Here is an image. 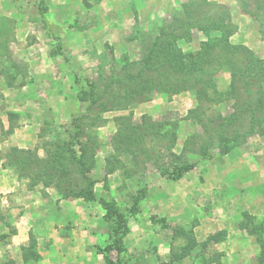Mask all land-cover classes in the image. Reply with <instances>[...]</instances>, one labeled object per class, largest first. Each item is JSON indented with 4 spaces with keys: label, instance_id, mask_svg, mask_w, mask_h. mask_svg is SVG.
Segmentation results:
<instances>
[{
    "label": "rangeland",
    "instance_id": "1",
    "mask_svg": "<svg viewBox=\"0 0 264 264\" xmlns=\"http://www.w3.org/2000/svg\"><path fill=\"white\" fill-rule=\"evenodd\" d=\"M243 4L0 0V264H264Z\"/></svg>",
    "mask_w": 264,
    "mask_h": 264
},
{
    "label": "trees",
    "instance_id": "2",
    "mask_svg": "<svg viewBox=\"0 0 264 264\" xmlns=\"http://www.w3.org/2000/svg\"><path fill=\"white\" fill-rule=\"evenodd\" d=\"M244 1V6L245 7H248V4L251 6L253 5L254 6V9H250L248 10L249 15H251L252 17H254L260 24L262 22H264V0H243ZM215 29H220L219 27H216ZM155 46V45H154ZM234 49V48H233ZM227 52V50H225ZM246 52V49L244 48L243 49V53ZM249 53V52H248ZM184 60L181 59V58H178L177 61L175 62H172L170 61L171 63V67H172V70H175L176 72L178 73H182L184 74L185 72H188L187 68L185 67L184 64H182ZM168 63V61H167ZM148 64H149V60L145 61L144 63V66H147L148 67ZM186 68V69H185ZM165 71V70H164ZM181 168V167H180ZM188 168V167H186ZM186 170L185 167H183L182 171L180 170V172H178L176 175H173L175 178L177 177H180L181 174L183 173V171ZM161 174H166L165 171H160ZM170 174V173H169ZM172 175V174H171ZM91 196V195H90ZM93 197L91 196L90 199H92ZM112 214V212H111ZM121 218V217H120ZM105 264H112L111 261H109L108 259H105Z\"/></svg>",
    "mask_w": 264,
    "mask_h": 264
},
{
    "label": "crops",
    "instance_id": "3",
    "mask_svg": "<svg viewBox=\"0 0 264 264\" xmlns=\"http://www.w3.org/2000/svg\"><path fill=\"white\" fill-rule=\"evenodd\" d=\"M18 234H19V233H18ZM26 236H27V233H26V235H24V236H22V237H21L20 235L17 236V237L21 238V239L18 238L20 244H21L22 242L25 243V241H26V239H27V238H25ZM15 237H16V236H15ZM71 246H73V245L71 244ZM72 251H73V250H72ZM77 253H78V252H77ZM75 255H76V254H75ZM99 261H100V260H99ZM88 262H90V261H88Z\"/></svg>",
    "mask_w": 264,
    "mask_h": 264
}]
</instances>
